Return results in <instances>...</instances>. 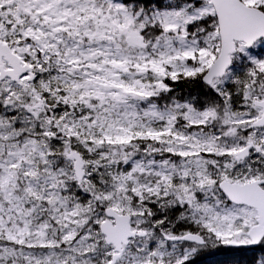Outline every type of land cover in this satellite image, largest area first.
<instances>
[{"label": "snow or ice", "instance_id": "snow-or-ice-1", "mask_svg": "<svg viewBox=\"0 0 264 264\" xmlns=\"http://www.w3.org/2000/svg\"><path fill=\"white\" fill-rule=\"evenodd\" d=\"M0 264H264V0H0Z\"/></svg>", "mask_w": 264, "mask_h": 264}]
</instances>
